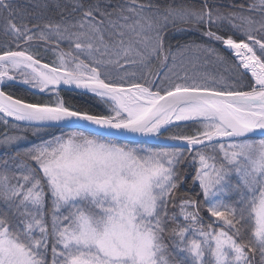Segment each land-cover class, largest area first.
I'll list each match as a JSON object with an SVG mask.
<instances>
[{
    "label": "snow or ice",
    "instance_id": "1",
    "mask_svg": "<svg viewBox=\"0 0 264 264\" xmlns=\"http://www.w3.org/2000/svg\"><path fill=\"white\" fill-rule=\"evenodd\" d=\"M0 264H264V0H0Z\"/></svg>",
    "mask_w": 264,
    "mask_h": 264
}]
</instances>
